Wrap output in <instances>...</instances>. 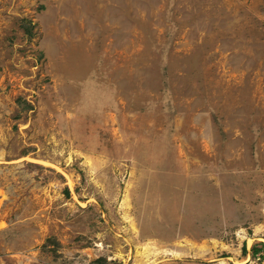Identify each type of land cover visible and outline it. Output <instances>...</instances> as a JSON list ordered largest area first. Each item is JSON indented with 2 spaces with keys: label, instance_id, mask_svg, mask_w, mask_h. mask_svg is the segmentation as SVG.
Returning <instances> with one entry per match:
<instances>
[{
  "label": "rangeland",
  "instance_id": "1",
  "mask_svg": "<svg viewBox=\"0 0 264 264\" xmlns=\"http://www.w3.org/2000/svg\"><path fill=\"white\" fill-rule=\"evenodd\" d=\"M0 264H264V0H0Z\"/></svg>",
  "mask_w": 264,
  "mask_h": 264
},
{
  "label": "trees",
  "instance_id": "2",
  "mask_svg": "<svg viewBox=\"0 0 264 264\" xmlns=\"http://www.w3.org/2000/svg\"><path fill=\"white\" fill-rule=\"evenodd\" d=\"M259 251L258 248H254V253H257Z\"/></svg>",
  "mask_w": 264,
  "mask_h": 264
}]
</instances>
